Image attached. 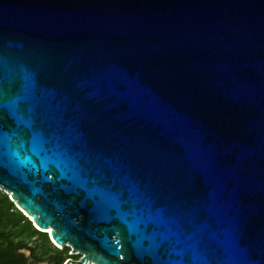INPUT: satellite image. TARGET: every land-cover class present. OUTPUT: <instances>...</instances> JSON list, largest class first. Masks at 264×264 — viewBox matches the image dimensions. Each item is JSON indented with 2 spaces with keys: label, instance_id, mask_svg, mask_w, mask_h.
<instances>
[{
  "label": "water",
  "instance_id": "1",
  "mask_svg": "<svg viewBox=\"0 0 264 264\" xmlns=\"http://www.w3.org/2000/svg\"><path fill=\"white\" fill-rule=\"evenodd\" d=\"M0 189L63 264H264V0H0Z\"/></svg>",
  "mask_w": 264,
  "mask_h": 264
},
{
  "label": "trees",
  "instance_id": "2",
  "mask_svg": "<svg viewBox=\"0 0 264 264\" xmlns=\"http://www.w3.org/2000/svg\"><path fill=\"white\" fill-rule=\"evenodd\" d=\"M37 234L44 237V241L48 243L47 248L59 250L50 242L47 233L39 231L32 221L14 205L9 195L0 191V264H25L23 259L19 258L13 250L16 236L18 238L23 237L21 243L26 246L29 242L26 239L31 240ZM64 248L65 251L70 250L67 246ZM57 259L59 263L62 258L57 257Z\"/></svg>",
  "mask_w": 264,
  "mask_h": 264
},
{
  "label": "rangeland",
  "instance_id": "3",
  "mask_svg": "<svg viewBox=\"0 0 264 264\" xmlns=\"http://www.w3.org/2000/svg\"><path fill=\"white\" fill-rule=\"evenodd\" d=\"M0 191L2 190L0 189ZM47 236L50 242H52L48 233ZM22 239L23 237L18 238L16 236L15 247L13 250L19 258L23 259L25 264H63L69 256H72L73 258L79 257V255H70V250L65 251L64 247H58L59 250L57 251L55 249L51 250L47 248L48 243L44 241V237L40 234L31 238V240L26 239V241H29L26 246L21 243ZM57 257L62 258L59 263Z\"/></svg>",
  "mask_w": 264,
  "mask_h": 264
},
{
  "label": "bare ground",
  "instance_id": "4",
  "mask_svg": "<svg viewBox=\"0 0 264 264\" xmlns=\"http://www.w3.org/2000/svg\"><path fill=\"white\" fill-rule=\"evenodd\" d=\"M90 264H94V263H90Z\"/></svg>",
  "mask_w": 264,
  "mask_h": 264
}]
</instances>
